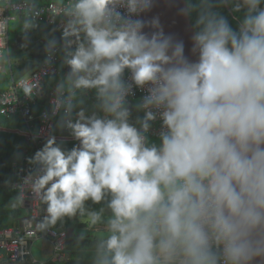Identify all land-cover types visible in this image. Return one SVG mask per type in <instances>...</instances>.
Wrapping results in <instances>:
<instances>
[{
  "label": "clouds",
  "instance_id": "9594fccd",
  "mask_svg": "<svg viewBox=\"0 0 264 264\" xmlns=\"http://www.w3.org/2000/svg\"><path fill=\"white\" fill-rule=\"evenodd\" d=\"M216 2L185 0L180 10L195 16L190 61L158 18H141L152 0H73L67 96L53 111L64 109L61 126L78 146L65 151L50 136L30 159L39 169L32 191L46 205L37 231L108 198L93 264H264V0H218L244 10L237 28ZM133 85L146 89L139 127L129 121ZM36 87L21 82L26 96ZM77 90H95L104 115L80 108L73 121ZM157 116L159 140L149 144ZM103 212L85 222L97 225Z\"/></svg>",
  "mask_w": 264,
  "mask_h": 264
},
{
  "label": "built area",
  "instance_id": "2783aa9c",
  "mask_svg": "<svg viewBox=\"0 0 264 264\" xmlns=\"http://www.w3.org/2000/svg\"><path fill=\"white\" fill-rule=\"evenodd\" d=\"M44 5L32 3L29 0H0V53L6 49V28L7 21L11 19L10 13L24 14L33 21L41 22L47 21L57 29H64L69 16L66 15V9H68L73 0H65L64 4H58L55 0H46ZM74 39V38H73ZM54 52H49L46 55V59L41 67L36 71L31 72L27 77L13 83L9 89L0 94V115L4 117L14 116L19 114L29 126L34 120H37V133H29L31 140L36 145H40L39 141L50 135L52 129V119L57 117L62 110L54 112V102L58 96L66 97L64 92H50L48 94V109H42L40 114L36 117L33 114L32 108L36 104V97L38 96L42 83L47 77H50L55 73L54 68L51 65L54 59ZM28 80L31 83L37 85L33 89L31 96H26L21 90V82ZM124 80L126 83L131 84V76L127 71ZM134 95L130 94L127 97L128 107L131 105V100L139 98L142 101L144 95H146V89H137L134 85L132 88ZM145 113L147 109L142 108ZM64 112V109H63ZM104 115V114H103ZM102 115V116H103ZM159 122V129L157 133L159 135L161 131V120L159 116L156 119ZM21 164H26V161ZM30 167V166H29ZM30 169H32L30 167ZM35 172H31L28 167L20 171L18 181L14 182V185L19 189V195L22 202L28 203L30 210V218L27 219L22 227L11 226L0 229V264H46L45 261H38L31 257L30 246L32 241L36 237V223H39L46 216V205L41 199L32 191V181L39 174L38 166L33 168ZM32 178L31 180L29 178ZM42 237L49 240L52 247L51 261L56 263H64L67 260L66 249V237L67 232L65 230H55L47 228L40 231ZM3 255L5 257L3 258Z\"/></svg>",
  "mask_w": 264,
  "mask_h": 264
},
{
  "label": "crops",
  "instance_id": "0c3cea01",
  "mask_svg": "<svg viewBox=\"0 0 264 264\" xmlns=\"http://www.w3.org/2000/svg\"><path fill=\"white\" fill-rule=\"evenodd\" d=\"M29 1L32 3L42 4V5L47 3L46 0H29ZM55 2L58 4H64L65 0H55ZM10 15H11L10 16L11 19H9L7 21V28H6V49L1 51V53H0V94L7 91L13 83H16L17 81L21 80L22 78L27 77L31 72L36 71L44 63L47 53L55 51L54 52V59L51 62V65L54 68L55 73L53 75H51L50 77H47L45 79V81L42 83L40 92H39L38 96L36 97V104L32 108L34 116L37 117L40 114L42 109H48L49 108L48 94L50 92H58L59 91L58 90L59 85L62 83L65 84V89L63 92L67 96V80H66V77H67V74L69 72V68L67 66V68L62 73H58V70L56 68V63L58 62V60H60L58 58L59 52H60L61 47L64 48V43H63V45H61V46L57 45V46H55V48H52V49L48 48L42 59H39V58L34 59L35 58L34 56L30 57L29 59H23V58H18V57L12 58L11 53H10L12 51V49H10L11 48L10 45L15 44V43L18 45L19 44L20 45L21 44L27 45V43H29L27 49H29L30 52H32V51L40 48L41 44H44L45 38H42V40L37 41V42H31L30 40L27 41L25 38L27 36L24 33L22 23L25 21V19H26V21L27 20L33 21V20H31L30 18H28L24 14L10 13ZM34 22L42 23L45 26L50 27L55 32H62L63 33L64 29L67 27L66 26L64 29H57L54 26V24H51L47 21H41V22L34 21ZM32 29L33 28H31V30ZM33 33L36 35L37 31L35 29H33ZM10 39H11V43H10ZM74 47H75V44H73L72 49ZM9 49H10V51H9ZM25 66H29L30 68L26 70ZM123 79H124V77H123ZM80 101H83V103H80ZM73 102L76 105V107L73 109L72 116H71V119L73 121L76 119L75 113L77 111H79L80 108H83L85 110V114L88 116L93 115V114H96L98 116H100L101 114L103 115V112L100 111V109L98 107V101H97V98L95 95V90H85V91L77 90V95L74 98ZM140 103H141V101L139 98H134L131 100V106H129V109L131 112L130 117H129V121L131 120V123L136 124V122L138 120L136 118V116L138 115L137 112H139L141 109L140 107H138V105ZM63 113L64 112H63V108H62L59 115L52 119V129H51L50 135L46 138L41 139L39 141V143H40L39 146L34 144V142L31 140L30 136H28L29 133H31V134L37 133V126H38L37 120H34L28 126L25 123L24 119L19 114L14 115V116H18L20 118L22 124H23V131H21L19 133L24 137V144L19 147V150L17 152V154H18L17 158H16V160H14V162L11 163V167L14 169L13 175H12L13 178H11V180L8 179V182H1L0 181V186H4L6 188L13 186L19 192V189H18V187H16L14 185V182L18 181V176L20 175V171L25 169V166H26V167H28V169L31 172H35L33 168H35L36 164L30 163L28 158L25 157V154L28 153L30 146H32V151H34V154H35L36 151L40 150L44 146L45 142L48 140V138L50 136H54L57 144H60L61 147L65 151L70 150L74 145L78 146V142H76L72 138V136L70 134V130L67 129L66 127L61 126V117L63 116ZM0 116H2V115H0ZM14 116H9V117H14ZM5 118H8V117H5ZM0 129L3 131H14V130H8V129H3V128H0ZM157 130H158V128L151 129L148 131L149 135H151V136H148L149 144L156 143V137L158 136ZM24 161H26V163H28L32 169H30V167L26 164H21V163H24ZM19 197H20V195H19ZM90 202L91 201H87L86 203H90ZM88 212H92V211H88L85 209V215L83 217L80 216L79 214H77L75 217H72V218L65 217L63 220L64 221H71V223H73L72 225H75L76 228L80 231L82 229H84L80 226H85L87 229H90L91 227H93L94 231H96V232L108 231L107 226H96V225L91 226V225L87 224L85 222V220L87 218ZM16 226H18V225H16ZM9 227H11V226H9ZM19 227H22V225H19ZM59 230H65L66 232L68 230H71V232H72V228H68V227H64L63 229H59ZM34 240H38V242H39L38 246H37L38 247L37 248V256L35 257L31 253V257H33L34 259H36L38 261H45V262L51 261L52 247H51L49 240L42 237L40 231H36V237ZM4 257H5V255H3V258Z\"/></svg>",
  "mask_w": 264,
  "mask_h": 264
},
{
  "label": "trees",
  "instance_id": "16d2710c",
  "mask_svg": "<svg viewBox=\"0 0 264 264\" xmlns=\"http://www.w3.org/2000/svg\"><path fill=\"white\" fill-rule=\"evenodd\" d=\"M233 2H235V0H233ZM232 6L233 5L231 3H220L217 0L213 10L225 16L228 19V22L233 26V28H237L243 18L244 10H241L240 12H233ZM261 7H264V4H262ZM189 20L195 32V16L189 18ZM26 22H30L32 24V27L26 29L24 27ZM22 27L24 29V33L27 36L25 37L27 41L30 40L31 42H37L42 40V38H45L44 44H41L40 48L32 52L27 49L29 43H27V45H18L16 43L12 44L10 45V49H12V51L10 52L12 58L18 57L29 59L30 57L34 56V59H42L44 57V54L46 53V50L48 49V42L50 40H55L56 46H61L64 43L62 32H55L50 27H47L42 23H36L34 21L28 20L26 21L25 19V21L22 23ZM31 28L37 31L36 35L33 33V29L31 30ZM74 48L68 49V51L74 50ZM58 58L60 60H58V62L56 63V68L58 70V73H62L67 68V65L65 63V48L61 47ZM29 68V66H25L26 70ZM126 72L127 70H125L124 75L126 74ZM137 113L138 115L136 116V118L142 120L145 115V113L142 111V108ZM100 116H102V114ZM150 124L152 126L149 130L155 128L159 129L160 127L157 120L151 121ZM136 126L139 127V124H137ZM0 128L14 130H0V181L8 182V179L11 180V178H13L12 175L14 169L11 167V163L16 160L19 147L24 144V137L19 133L23 131V124L18 116L8 118L0 116ZM147 136L151 135L147 133ZM158 140L159 135L156 137V142H158ZM33 156L34 151H32V146H30L28 153L25 154V157L30 161ZM17 198L22 201L19 197V192L17 189H15V187L10 186L6 188L4 186H0V229L9 226L22 225L27 219L30 218V210L25 206L23 202L18 203L15 208L12 207L13 202ZM107 200L108 198H105V200L100 204H93L92 202L85 203V209L88 211L99 212L101 208L104 209L101 222H99L96 226H107V219L111 215L110 210L107 208ZM72 224L73 223H71V221L62 220L58 221L56 225L49 227L55 230L68 227L72 228V232L70 236L66 237L65 241V252L67 254V260H65L64 263L47 261L46 264H93L97 247L99 243L102 242V240L107 238L108 231L96 232L94 231L93 227L87 229L85 226H80L84 228L80 231L76 228L75 225Z\"/></svg>",
  "mask_w": 264,
  "mask_h": 264
},
{
  "label": "water",
  "instance_id": "95a60500",
  "mask_svg": "<svg viewBox=\"0 0 264 264\" xmlns=\"http://www.w3.org/2000/svg\"><path fill=\"white\" fill-rule=\"evenodd\" d=\"M152 5L150 10L141 14V18L145 20L158 18L159 26L164 35L172 36L176 41H182L185 47V55L190 61H195L197 54L191 52L192 37L195 32L189 17L183 15L180 11L185 6V0H152ZM144 31L149 32L152 30L145 28ZM25 206L28 207L27 202ZM70 234L71 230H68L67 236H70Z\"/></svg>",
  "mask_w": 264,
  "mask_h": 264
},
{
  "label": "rangeland",
  "instance_id": "374dc122",
  "mask_svg": "<svg viewBox=\"0 0 264 264\" xmlns=\"http://www.w3.org/2000/svg\"><path fill=\"white\" fill-rule=\"evenodd\" d=\"M38 243H39L38 240H33L32 244L30 246V251L35 257L37 256Z\"/></svg>",
  "mask_w": 264,
  "mask_h": 264
}]
</instances>
